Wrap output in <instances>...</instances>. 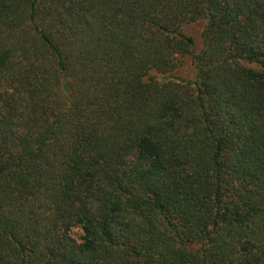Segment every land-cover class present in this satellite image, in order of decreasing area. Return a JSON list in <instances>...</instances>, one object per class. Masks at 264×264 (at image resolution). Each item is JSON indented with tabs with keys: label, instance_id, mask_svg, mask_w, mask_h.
Instances as JSON below:
<instances>
[{
	"label": "trees",
	"instance_id": "obj_1",
	"mask_svg": "<svg viewBox=\"0 0 264 264\" xmlns=\"http://www.w3.org/2000/svg\"><path fill=\"white\" fill-rule=\"evenodd\" d=\"M0 264H264V0H0Z\"/></svg>",
	"mask_w": 264,
	"mask_h": 264
},
{
	"label": "rangeland",
	"instance_id": "obj_2",
	"mask_svg": "<svg viewBox=\"0 0 264 264\" xmlns=\"http://www.w3.org/2000/svg\"><path fill=\"white\" fill-rule=\"evenodd\" d=\"M204 28V20L199 19L193 22L184 23L181 26V30L183 33L192 37L194 45H193V52L197 53L200 51L203 45V37L202 31ZM175 75L184 78H193L194 75V68L192 57L190 55L186 56L182 64L177 68L175 71Z\"/></svg>",
	"mask_w": 264,
	"mask_h": 264
}]
</instances>
